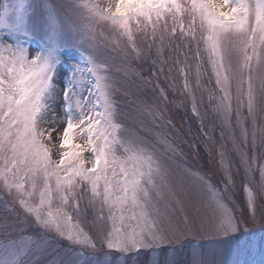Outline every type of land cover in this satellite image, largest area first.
<instances>
[{
    "label": "rangeland",
    "instance_id": "obj_1",
    "mask_svg": "<svg viewBox=\"0 0 264 264\" xmlns=\"http://www.w3.org/2000/svg\"><path fill=\"white\" fill-rule=\"evenodd\" d=\"M115 3L116 0H42L39 5L45 11H52L55 24L75 27L88 37L83 48H71L61 46L55 32L50 30L49 42L62 53L56 96L59 115H63V85L68 79L75 85L76 94L70 101L73 109L79 103L93 113L104 112L102 106H97L94 78L84 70L88 52L93 51L97 63L106 70L103 75L110 85L114 110L111 121H102L97 126L99 139L93 137L97 152L104 147L123 160L130 154L125 152V147L133 143L146 145L154 157L152 167L155 170L158 163L162 178L155 177L153 172L156 188L146 183V177L141 181L148 195L139 193L136 205L132 204L131 193L127 202L105 205L100 198L92 197L90 191L81 193L79 188L75 192H56V176H50L47 183L52 198L41 203L39 192L45 186L43 172L22 171L20 175L26 180H35L36 188L32 189L35 195L26 198L33 211L20 206L14 198L15 191L9 193L0 187V261L9 260L11 264H264V43L259 39L258 30L252 42L248 40L253 35L255 11L264 5V0H230L232 7L244 4L251 12L245 25L247 35L235 28L223 33L216 58L217 63L222 60L228 77L233 108L230 118L217 111L222 93L217 88L210 48L204 39L208 33L201 28V17H193L191 0H175L180 10L175 17L167 14L166 20L161 18L157 22L155 16L151 22L139 18V24L136 19L129 20L131 41L118 24L100 20L82 7L104 8L111 4L114 11ZM216 4H222V0ZM222 10L230 11V8ZM203 23L206 25V21ZM89 44L93 45L92 49ZM43 45L39 37L24 41V46L30 49ZM188 46L195 51H188ZM150 50L156 58L152 66L141 63ZM77 67L80 71L72 75ZM250 86L254 96L252 115L248 113ZM87 95L92 98L85 101L83 97ZM176 113L187 120L184 124L188 131L176 119ZM113 123L119 127L113 128ZM48 126L46 119L37 130L44 132L41 143L49 149L50 159L58 163L64 124L58 123L56 141L48 138ZM201 127L199 138L193 137ZM71 135L73 143L82 146L72 150L81 152L85 168H91L95 157L86 137L79 130ZM191 138L195 147L201 148L203 144L213 158L214 166L209 165L208 169L218 173L222 188L209 184L201 173L182 161L177 145L187 150L191 147ZM198 153L194 149L189 160L199 161ZM133 163L129 161L125 166L130 168ZM119 167L117 163V173ZM141 170L147 172V166ZM108 174L111 176V168ZM60 175L63 178L64 173ZM246 187L253 193L254 211L249 205ZM218 188L230 201L235 218L219 199ZM62 196L67 197L66 202ZM6 201L11 212L25 215L28 222L10 217ZM221 206L232 217L235 232L225 233L219 227ZM58 210L63 214L59 230L46 227L36 218L40 215L46 219L48 212L55 215ZM31 224L42 228L50 238L30 237L27 229ZM121 237L143 243L125 248L116 243Z\"/></svg>",
    "mask_w": 264,
    "mask_h": 264
},
{
    "label": "snow or ice",
    "instance_id": "obj_2",
    "mask_svg": "<svg viewBox=\"0 0 264 264\" xmlns=\"http://www.w3.org/2000/svg\"><path fill=\"white\" fill-rule=\"evenodd\" d=\"M41 3L42 0H0V34H2L0 35V187L7 189L9 193L15 191L14 198L19 201L20 206L32 212V208L26 203V198L35 195L32 190L36 188L35 180L29 182L20 173L25 170L33 173L40 170L45 180L44 189L39 192L41 203L46 198L49 202L51 201L52 190L47 180L50 176H56L55 191L58 193L75 192L79 188L81 193L90 191L92 197L100 198L105 205L127 202L131 193L132 204L136 205L139 193L148 195L141 181L146 177V183L156 188L154 179L162 178L161 169L158 163L155 170L153 169L154 157L146 145L133 143L130 147H125V152L130 154L123 160L105 151L104 147L97 152L93 144L94 136L99 139L97 126L102 121H111L114 110L110 85L107 82V76L103 75L106 70L97 63L93 51L88 52L87 72L94 78L93 83L98 94L97 106H101L102 101L104 112L93 113L91 110L82 108L79 103L77 108L73 109L70 101L76 94L75 85L68 79L63 85L64 102L61 107L63 115L57 117L51 101L58 87L57 77L60 75L58 69L62 53L49 42L52 39L50 30L55 32L61 46L67 45L71 48H83L88 37L84 31L75 27L55 24L56 17L52 11L41 9L39 7ZM33 4L36 6L34 7ZM82 7L88 8L89 13L100 20L118 24L128 36L129 41H131L127 27L129 20L136 19L139 24V18L151 22L152 17L155 16L158 22L161 18L166 20L167 14L175 17L180 10L175 0H116L114 11L111 4L104 8L87 5ZM223 8H230V11H224ZM190 9L193 17L196 15L201 17V28L208 33L204 39L210 48V61L213 65L217 88L222 93L217 103V111L230 118L233 108L232 97L227 86L228 77L225 75L222 60L217 63L216 58L223 33L235 28L247 35L248 30L245 25L251 16L250 9L244 4L232 7L230 0H222L220 5H217L214 0H191ZM237 13L240 14L239 18ZM257 30L260 33V41L264 43V5L257 7L255 11V26L251 28L253 35L248 37L250 43ZM32 37H39L44 41V45L38 49L25 47L24 41ZM88 47L92 49L93 45L89 44ZM85 50L88 51V49ZM78 71H80L78 67L74 68L72 75ZM187 86L185 82V88ZM88 92L91 93L92 88H89ZM91 98L90 95L83 97L85 101ZM253 103L254 96L250 86L249 115L253 113ZM193 110L195 112V109ZM49 112H51L53 123L59 119L64 124L58 163L50 159L49 149L41 143L40 137L44 135V132L37 130L38 126L47 119ZM237 117L239 118L238 112ZM111 126L119 127L115 123ZM76 130L86 137L87 146L95 157L91 168H85L81 152L72 150L82 147L73 143L71 134ZM48 138L51 139V132L48 133ZM129 161L134 162L130 168L125 166ZM117 163L120 165L119 173L116 172ZM101 164L103 168L100 167ZM145 165L147 172L141 170ZM109 168H111V176L108 174ZM61 173H64L63 178ZM29 183L31 187H28ZM245 191L249 198V205L254 211L253 193L247 187ZM114 195L115 200H113ZM61 198L67 201V197ZM62 215L58 210L55 215L48 212L46 219H41L40 215L36 218L46 227L59 230ZM219 227L225 233L236 231L232 217L223 211L222 206ZM116 243L127 248L143 241L121 237ZM108 246L110 248L113 246L111 239ZM0 264H11V261L3 260Z\"/></svg>",
    "mask_w": 264,
    "mask_h": 264
},
{
    "label": "bare ground",
    "instance_id": "obj_3",
    "mask_svg": "<svg viewBox=\"0 0 264 264\" xmlns=\"http://www.w3.org/2000/svg\"><path fill=\"white\" fill-rule=\"evenodd\" d=\"M219 1H221V0H215V3H218ZM56 96H58V88L56 89L55 96L53 97L52 106H53V110L57 113V117H60L58 107H57V103H56L57 102ZM47 119L49 121V126L47 128L46 134L51 132V138L56 141V136L59 133L58 123L60 122V120L57 119V121L55 123H53L51 112L48 113Z\"/></svg>",
    "mask_w": 264,
    "mask_h": 264
}]
</instances>
